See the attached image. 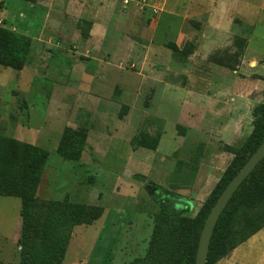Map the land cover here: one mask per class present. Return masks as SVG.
I'll return each instance as SVG.
<instances>
[{"label": "rangeland", "instance_id": "374dc122", "mask_svg": "<svg viewBox=\"0 0 264 264\" xmlns=\"http://www.w3.org/2000/svg\"><path fill=\"white\" fill-rule=\"evenodd\" d=\"M139 1L141 0H131L129 4L133 5L134 13L127 8L122 10L130 13L129 17L134 21L135 26L132 27L130 34L136 39L143 35L142 23L150 21V16H146L142 5L137 3ZM262 11L264 14V10ZM260 13L258 18H252L253 23L257 21V26L242 27L238 23L236 29L242 30L246 35L252 34V44L264 47L262 36L257 35L264 31L261 28L264 26V18L262 12ZM250 22L249 20L248 23ZM0 27H4L2 21ZM78 28L87 31L88 24L82 22L78 24ZM243 37H236L234 43L236 50L233 55L222 52L219 57H212V62L234 69L238 64L237 57L245 45ZM49 41L51 46L42 47L38 53L31 50L29 64L21 73L0 66V182L7 178L9 157L13 149L12 140L20 144L16 148L11 174L15 185H20L24 167L21 144L34 143L49 152V159L39 181L28 185L29 192L35 199L32 222L37 232L45 225L47 205L50 202L67 200L70 203H88L91 201L90 189L95 192L102 190L110 196L113 195L111 190L115 183L120 192L113 198L104 199L101 205L108 210H112L111 206L114 205L125 208V211L118 215L117 223H128L127 232L122 235L103 232L96 243L98 235L95 226L78 227L75 232L72 231L73 237L71 234L66 260L68 263L71 259L85 262L94 249L90 264H130L134 259L143 257L148 247L153 229V215L158 211L153 194L160 196L159 189L162 188L175 196L189 200L192 209L186 215L195 217L229 163L226 159L218 158L220 156L218 148L223 142L213 137L205 138L209 154L201 169V179L196 188L173 183L171 175L176 163L169 159V156L177 158L185 147L179 158L182 156L183 160H188L192 151L201 143L199 140L203 138L190 135L184 143L183 138L178 135L175 128L178 110L175 105L172 107L167 103L170 99V90L167 89L156 103L154 94L143 97L147 82L142 76L133 73L139 70L136 58L124 63L126 70L131 72L121 70L116 62L114 67L101 70L94 60L85 62L83 58H73L79 42L72 37L66 39L55 36ZM172 44L167 42L163 43V46L169 47ZM184 49L183 53H174L182 63L186 61L185 54L190 51V46ZM215 75L205 67L202 73L196 76L199 80L231 83L230 79L225 78L226 75L219 74L216 77ZM83 76L87 79L98 78L91 86L92 89L78 88L76 81ZM232 76L234 77L232 82L235 84L240 81L237 74ZM256 78L254 84L249 81L246 85L251 102L249 107L245 106L242 130L238 132L236 138L238 144H242L253 130L254 107L264 103V78ZM179 81L186 80L180 77ZM96 96L101 99L99 109ZM172 100L180 102L179 99L171 98ZM155 103L157 115L162 118L148 113L152 112ZM124 105L130 110L132 108V114L125 118V123H122L118 120L119 113L126 114L128 111L121 109ZM65 127L85 128L88 131L86 143L89 147H95L98 155H94L90 148L79 162L60 158L56 154V147ZM140 131L150 132L151 135L162 133L159 148L164 154H168V161L161 159V155L155 154L153 150L133 149L132 134ZM166 156L163 155L164 158ZM85 161L93 164L90 167L80 166L81 162ZM134 175L142 176L144 179L136 178ZM93 181L98 182V185H92ZM145 181L150 182L147 183L146 189L142 185ZM190 187V192L181 190ZM19 212L20 200L4 196L0 192V264H20ZM254 212H264V203ZM114 223L117 225L115 221ZM51 229L61 231L63 228L53 223ZM215 264H264V229L239 244L228 256Z\"/></svg>", "mask_w": 264, "mask_h": 264}, {"label": "crops", "instance_id": "0c3cea01", "mask_svg": "<svg viewBox=\"0 0 264 264\" xmlns=\"http://www.w3.org/2000/svg\"><path fill=\"white\" fill-rule=\"evenodd\" d=\"M145 1L146 4L142 7L147 13L146 16H150V21H142L141 31L143 35L139 39L130 34L132 27L135 26L134 21L129 17L130 13L122 12L127 8L134 13V7L133 5L124 7L121 0H0V21L8 23L10 29L29 36L32 39L34 53L41 51L42 47L51 46L49 39L61 36L66 39L72 37L79 42L73 58H83L85 62L94 60V63H98L101 70L114 67V62L118 68L126 70L125 61L136 58L139 63V70L133 73L139 77L142 76L147 82L143 97L154 94L157 103L165 91L169 89L170 99L167 103L172 107L175 105L178 110V119L175 125L178 135L183 138L184 143L190 135L203 138L199 141L205 145L204 154L194 184L191 186L196 188L201 179V169L204 167L209 154V146L205 138L213 137L222 140L223 143L218 148L220 155L218 158L226 159L227 163H230L233 156L224 152L222 146L224 144L235 147L242 145L236 142V138L238 132L242 130L241 123L244 120L245 106L249 107L251 102L246 85L249 81L254 84L256 77L264 78V47L252 44V34H243L242 30L236 29V24L239 23L242 27L246 25L257 26V21L253 23L252 18H258L260 12L263 14L264 0ZM152 14H154V18H152ZM262 18H264V14ZM249 20L250 23H248ZM82 22L89 24L87 38L81 36L78 28V24ZM261 28L264 29V26ZM257 35L262 36L261 41L264 42V31ZM236 37L245 38V45L237 57L238 64L236 67L230 69L212 62L211 58L219 57L222 52H227L230 55L235 53ZM167 42H172L179 50L190 46L184 63L176 58L169 47L163 46V43ZM205 67L216 75H226L225 78L230 79L231 83H222L218 80H199L196 75L202 73ZM232 74H237V78L240 80L236 84L232 82L234 79ZM84 76L76 81L78 88L92 89L91 86L97 82L98 78L87 79ZM180 77L186 81L180 82ZM171 98L179 99L180 102L171 101ZM96 99L99 109L101 99L97 96ZM156 103L152 112H146L152 113L157 118H162L157 115ZM145 107H147L146 103ZM98 109L96 112L99 111ZM129 110L128 107L124 117L118 118V120L125 123V118L132 114V108L130 112ZM148 133L150 134V132ZM135 134L136 132L132 134V137ZM161 136L162 133H160L159 143L154 153L160 154L161 159L168 161V154H164L159 148ZM90 148L94 155H98L97 149L92 146L89 147L86 143L80 160ZM163 155L167 156L164 158ZM179 156L175 159L169 156V159L176 163L179 159L183 160L182 156L180 158ZM91 164L93 162L85 161L81 162L80 166L90 167ZM147 183L150 182L145 181L142 184L144 189H146ZM92 185L97 186L98 182L93 181ZM112 187L113 195L109 196L102 190L95 192V190L90 189L91 201L88 203L78 202L100 206L103 208V213L91 225L75 226L73 232L81 226H95L96 235H98L96 243L100 239L99 235L103 232L121 235L127 232L128 223H117L118 215L125 211V208L114 205L111 206L113 207L112 210H108L101 205L104 199L113 198L120 192V188L115 183ZM191 187L181 190L190 192ZM100 194L101 197L99 198ZM191 197L192 195H190ZM71 239L62 264H90L94 247L85 262L78 259H71L70 263L67 262L66 256Z\"/></svg>", "mask_w": 264, "mask_h": 264}, {"label": "trees", "instance_id": "16d2710c", "mask_svg": "<svg viewBox=\"0 0 264 264\" xmlns=\"http://www.w3.org/2000/svg\"><path fill=\"white\" fill-rule=\"evenodd\" d=\"M3 25L4 27H0V66L20 72L29 64L32 39L10 29L8 23L4 22ZM80 34L87 38L88 30H80ZM169 48L174 53H183L185 50L184 48L179 50L174 44ZM121 109L126 112L128 107L122 106ZM124 115L125 113L120 112L119 118L122 119ZM252 117L253 130L241 146L226 144L222 146V150L231 154L233 158L195 217L186 215L192 209L189 200L175 196L162 188L159 189L160 196L153 194L158 211L153 215V229L148 247L143 257L134 259L130 264H195L199 237L212 206L229 181L264 140V103L254 107ZM87 133L85 128L65 127L56 154L63 160L79 162L86 147ZM159 139L160 132L151 135L140 131L133 136L131 144L133 149L145 148L155 151ZM11 142L13 149L9 157L7 178L0 182V192L4 196L20 199L21 234L18 242L20 264H62L74 227L91 225L101 217L103 208L70 203L67 200L50 202L47 205L45 225L37 232L32 222L35 199L30 194L28 185L39 181L49 159V152L30 143L21 144L24 167L21 183L15 185L11 174L16 148L20 144L15 140ZM204 148L205 145L200 143L187 161L177 160L171 177L173 183L184 187L194 184ZM134 176L144 179L139 175ZM263 203L264 158L239 185L222 211L212 233L206 264H215L228 256L239 244L264 228V212H254ZM53 223L63 229L52 230Z\"/></svg>", "mask_w": 264, "mask_h": 264}, {"label": "water", "instance_id": "95a60500", "mask_svg": "<svg viewBox=\"0 0 264 264\" xmlns=\"http://www.w3.org/2000/svg\"><path fill=\"white\" fill-rule=\"evenodd\" d=\"M264 158V140L250 156L238 173L229 181L221 194L218 196L215 204L212 206L205 223L203 225L195 256V264H206L210 240L215 225L226 207L227 203L246 177L253 171L256 165Z\"/></svg>", "mask_w": 264, "mask_h": 264}, {"label": "built area", "instance_id": "2783aa9c", "mask_svg": "<svg viewBox=\"0 0 264 264\" xmlns=\"http://www.w3.org/2000/svg\"><path fill=\"white\" fill-rule=\"evenodd\" d=\"M130 3H131V0H122V5L124 7H127ZM137 3L143 6V5L146 4V1L145 0H141V1L137 2Z\"/></svg>", "mask_w": 264, "mask_h": 264}]
</instances>
